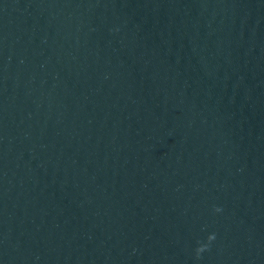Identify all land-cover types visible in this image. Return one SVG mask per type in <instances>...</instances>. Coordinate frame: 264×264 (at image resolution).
<instances>
[{
  "label": "water",
  "instance_id": "95a60500",
  "mask_svg": "<svg viewBox=\"0 0 264 264\" xmlns=\"http://www.w3.org/2000/svg\"><path fill=\"white\" fill-rule=\"evenodd\" d=\"M0 264H264V0H0Z\"/></svg>",
  "mask_w": 264,
  "mask_h": 264
},
{
  "label": "clouds",
  "instance_id": "9594fccd",
  "mask_svg": "<svg viewBox=\"0 0 264 264\" xmlns=\"http://www.w3.org/2000/svg\"><path fill=\"white\" fill-rule=\"evenodd\" d=\"M219 210H220V209H218V208L216 209V211H219ZM214 238H215L214 235H210V236L208 237V240L211 241V240H213ZM205 247H206V246H202V247L198 248V249H197V253L199 254L200 252L204 251V250H205Z\"/></svg>",
  "mask_w": 264,
  "mask_h": 264
}]
</instances>
